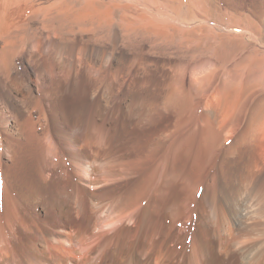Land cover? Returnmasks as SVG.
Listing matches in <instances>:
<instances>
[{"label": "bare ground", "instance_id": "1", "mask_svg": "<svg viewBox=\"0 0 264 264\" xmlns=\"http://www.w3.org/2000/svg\"><path fill=\"white\" fill-rule=\"evenodd\" d=\"M118 5L0 0V264H264L244 244L264 225V93L237 133L227 81L199 93L178 63L153 98L147 58L116 47ZM145 11L118 27L171 40Z\"/></svg>", "mask_w": 264, "mask_h": 264}, {"label": "rangeland", "instance_id": "2", "mask_svg": "<svg viewBox=\"0 0 264 264\" xmlns=\"http://www.w3.org/2000/svg\"><path fill=\"white\" fill-rule=\"evenodd\" d=\"M55 1L60 2L62 0ZM115 1L117 5L119 4V7L121 6V10L119 9L117 14L115 13L116 15H113L114 17L112 19L113 24H115L113 26H115L114 28L116 32L118 31L117 33L119 36L117 39L119 41L115 42L116 47L117 49L126 48L136 54L142 52L144 54V59L147 58L148 65L146 66H148L147 69L150 71L149 79L152 97L154 98L160 82L168 78V74L174 69V64L178 63V65L184 66L185 70L183 69L182 72L185 71L186 80L193 75V72L195 75L198 74L201 76L202 81L197 88L199 93L205 90L209 92L213 86H218L221 83L224 84L227 81L224 86L227 90L232 91V97L238 95L240 92V96L241 93H243V98L247 100V103L244 104L246 107L243 108V112L241 111L242 113L238 120L239 127L235 130L236 133L239 132L246 122V114L248 108H250L249 106L254 102V98L260 96L261 91L264 93V0ZM125 5L126 8L129 9H126ZM135 6L136 8L138 7L137 10ZM122 7L125 8V11H122ZM131 9H134V11ZM143 11H145L150 18L158 17L157 19H165L168 24L171 25L167 26L170 30L167 28L166 31L167 33L171 31L169 35L173 33V38L171 37V40L167 38L163 39V37L160 38L152 32L148 34V32L146 33L138 30H125V32L124 28L118 27L120 25L119 23L123 22V20L121 22L119 20L121 18L120 12L121 14L125 12L130 16L135 15L134 18L138 16L137 19H139V14L142 15L141 12ZM134 12H136V14ZM153 13L158 15L154 16ZM41 14L43 15L39 16V21H42L45 15L44 13ZM118 14L120 15L119 17H117ZM146 20L147 19H142V22L138 21V23L135 21V24L133 23L134 27L142 24L144 21L145 24ZM123 23H121V26H123ZM46 25L47 23H43V25H36V23H34L33 27L37 26L34 27L35 29ZM175 25L177 27H172ZM57 26L55 28H57ZM187 30L191 35L186 33ZM107 33L105 27L95 29L90 33V39L92 40V38H94L93 40L95 41L92 40V42L96 44L106 42L107 44L104 43V45H108L107 47L111 48L109 47L111 44H109L106 38V35L109 34ZM234 37L237 39V42H239L237 44L235 43L236 45L233 44L236 42ZM207 38L209 39L207 40ZM222 40L227 43L233 42L231 44L236 47L234 49L232 46L230 50L233 51L228 52L226 57L220 58L219 54H217V48ZM118 45L121 47H118ZM169 70L171 71L169 72ZM131 71L132 70H130V72ZM133 74L134 70L132 71V75ZM198 112L200 113L197 109L196 115L193 117L194 120L192 119L194 122L199 115ZM262 119L263 118L258 119L259 124L263 123L262 121H264V119ZM193 121H190L191 125ZM258 122L256 125H258ZM188 127H190V125ZM229 141L230 139L225 141V145H227ZM244 149L245 155L243 154L240 159L238 158V162L236 161L235 164L233 163L227 166L228 176L230 175L234 178V176L237 177L238 174L240 175L244 172L246 166L244 164L247 162L249 163L250 158V152L246 147ZM216 153H218V155L215 160L216 163H219L222 153L220 154V151H216ZM218 156L219 158H217ZM257 229V232H249V237L247 236V240H244V244H260L264 242V225ZM191 230L193 229L191 228ZM251 233L252 236H250ZM237 237L235 235V238Z\"/></svg>", "mask_w": 264, "mask_h": 264}]
</instances>
